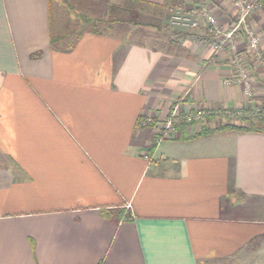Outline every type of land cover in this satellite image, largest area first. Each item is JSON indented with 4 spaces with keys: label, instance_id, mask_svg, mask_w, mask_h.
I'll return each mask as SVG.
<instances>
[{
    "label": "crops",
    "instance_id": "1",
    "mask_svg": "<svg viewBox=\"0 0 264 264\" xmlns=\"http://www.w3.org/2000/svg\"><path fill=\"white\" fill-rule=\"evenodd\" d=\"M99 1L0 0V264H264V134L193 138L210 121L154 146L137 123L179 98L244 115L264 77L250 101L223 85L204 19L169 24L188 0H109L96 30L76 7ZM197 4L230 24L225 1Z\"/></svg>",
    "mask_w": 264,
    "mask_h": 264
},
{
    "label": "built area",
    "instance_id": "2",
    "mask_svg": "<svg viewBox=\"0 0 264 264\" xmlns=\"http://www.w3.org/2000/svg\"><path fill=\"white\" fill-rule=\"evenodd\" d=\"M197 1V0H195ZM194 0L180 1L169 8V24L181 30L199 28L198 17L204 19L208 36L211 38L212 56L225 57L229 63L231 77L222 81L225 86H240L247 100L253 96L255 76L264 77V55L260 48V36L252 18L259 9V0H223L230 9V24H222L206 5L197 8ZM206 2L207 0H199ZM223 110L210 108L191 109L179 98L171 104L165 115L159 119L151 114L141 115L138 125L150 128L155 134L154 146L163 140L179 136V126L199 127L206 119ZM199 125V126H198ZM145 159H149L147 155Z\"/></svg>",
    "mask_w": 264,
    "mask_h": 264
},
{
    "label": "trees",
    "instance_id": "3",
    "mask_svg": "<svg viewBox=\"0 0 264 264\" xmlns=\"http://www.w3.org/2000/svg\"><path fill=\"white\" fill-rule=\"evenodd\" d=\"M197 1L200 2L199 0H197ZM127 5H129V6H127ZM139 5H140V2H138L136 0H124V6H123V9L121 8L122 9L121 11H124V7L136 8ZM197 5H198V7H200L199 4H197ZM128 11L129 10H127L126 13ZM59 41H60V39H58V40L53 39L51 41V44L54 46V44L58 43ZM211 41L212 40L210 38V42ZM240 113H242V112H240ZM239 121H241L243 123V125H234V124L225 123L221 126L213 128V129H208L207 127L203 126L201 128L200 132L198 134L194 135L193 138H207V137H210L212 135H218V134H222V133H226V132L264 134V101L261 104V106H259L258 108H255L252 111L245 113L244 116L239 119ZM185 126L186 125L184 123H181V125L179 126V129L181 131H183ZM126 218H128V216H126Z\"/></svg>",
    "mask_w": 264,
    "mask_h": 264
},
{
    "label": "rangeland",
    "instance_id": "4",
    "mask_svg": "<svg viewBox=\"0 0 264 264\" xmlns=\"http://www.w3.org/2000/svg\"><path fill=\"white\" fill-rule=\"evenodd\" d=\"M180 2V1H179ZM178 3V2H177ZM113 3H110L109 0H100L98 3V6H94V8L91 10V6L89 4H83L82 6H77V11L79 12V15H81V17H87V18H91L94 21H100V23H98L97 25H95V29L96 30H102L104 28V25L101 21L107 20L110 18V15L108 14V8L109 5H112ZM72 5V3H71ZM118 6V5H116ZM129 6V5H127ZM68 8V6H67ZM198 8V6H197ZM70 9H74V6H71ZM133 10L135 8L133 7H124V11L125 14L127 10ZM113 9H110V11ZM117 13L120 12L118 10V8L116 9ZM112 13H116V12H112ZM116 13V14H117ZM124 13V12H123ZM111 17H113V14H111ZM89 19V20H91ZM132 20H139L138 17L137 18H132ZM200 25V23H199ZM89 26V25H88ZM195 30V29H193ZM253 98V96L249 99V101ZM244 115L241 114L240 112H231L229 110H225V111H221L219 112V114H215L213 116H210L209 118L206 119L205 124H207L208 122L212 121L213 122V127H218L221 126L225 123H229V124H234L235 122H237V120H239L240 118H242ZM204 124V125H205ZM199 126V125H198ZM206 126V125H205ZM199 129L201 128V125L198 127ZM249 217H253V216H249ZM255 218L259 219V216H254Z\"/></svg>",
    "mask_w": 264,
    "mask_h": 264
}]
</instances>
